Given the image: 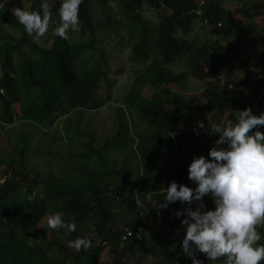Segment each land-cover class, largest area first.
<instances>
[{
  "label": "trees",
  "instance_id": "trees-1",
  "mask_svg": "<svg viewBox=\"0 0 264 264\" xmlns=\"http://www.w3.org/2000/svg\"><path fill=\"white\" fill-rule=\"evenodd\" d=\"M43 2L0 0V129L14 124V104L20 122L29 126L8 137L12 150L0 161V264H91L104 245L110 254L104 264H142L148 257V264H192L182 250L185 216L176 215L187 205L177 201L160 208L157 203L164 202L161 193L170 181L195 188L188 178L193 156L210 158L209 149L217 146L218 136L211 130H191L197 116L213 112L221 116V124L235 120V110L250 107L254 115L264 114L259 113L264 49L238 56L243 44L264 40V0H238L236 16L223 7V0H82L79 28L67 40L54 34L61 0H47L51 29L39 39L29 36L11 12L19 4L38 11ZM260 20L256 31L254 22ZM195 23L207 38H186ZM102 44L125 48L121 61L134 80L124 106L116 107L109 138L97 141L87 128L88 118L80 125L63 120L72 150L67 155L61 143L57 150L65 156L58 159L66 162L54 172L50 154L56 151L50 146L62 139L49 134L55 122L78 109L96 110L111 98L116 71ZM95 50L98 58H92ZM234 62L242 75L221 79L219 65ZM257 66L262 67L253 72ZM189 77L205 83L194 99L169 88L186 84ZM137 84L149 87V95H141ZM182 126L186 131L178 153L173 135ZM257 130L264 132V126L252 131ZM84 156L90 157L85 161ZM78 160L83 161L80 166ZM203 203L205 209L215 207L211 196ZM55 212L76 223L71 241L89 238L91 249L75 250L66 258L65 243L43 222ZM126 230L139 236L121 240ZM259 231L264 237V228ZM195 256L212 264L203 253Z\"/></svg>",
  "mask_w": 264,
  "mask_h": 264
},
{
  "label": "clouds",
  "instance_id": "clouds-1",
  "mask_svg": "<svg viewBox=\"0 0 264 264\" xmlns=\"http://www.w3.org/2000/svg\"><path fill=\"white\" fill-rule=\"evenodd\" d=\"M81 4L82 0H61L60 23L55 27V36L67 40L70 31L78 30ZM11 12L29 36L39 39L48 32L52 8L47 0L41 3L38 11L27 6H13ZM235 116V120L226 119L209 130L218 136L215 144L224 147H211L210 158L193 156L188 166V178L196 187L170 181L161 193L164 202L157 203L160 208H167L177 201L187 205L176 215L185 216L181 221L186 226L182 250L192 264H203L195 256L197 251L212 264L219 260H224V264L264 262V243H260L264 237L259 231L264 228V132L252 131L264 126V114L254 115L248 107L235 110ZM198 126L205 127L203 122ZM195 129L192 125L191 130ZM205 196H211L213 209H205ZM194 202H199L195 208L192 207ZM136 203L141 204L140 201ZM46 227L64 228L67 233L77 229L74 221L65 222L61 212L48 215ZM131 235L138 237L139 233L126 230L121 240ZM69 247L77 252L87 251L91 249L92 241L77 237L69 242Z\"/></svg>",
  "mask_w": 264,
  "mask_h": 264
},
{
  "label": "rangeland",
  "instance_id": "rangeland-1",
  "mask_svg": "<svg viewBox=\"0 0 264 264\" xmlns=\"http://www.w3.org/2000/svg\"><path fill=\"white\" fill-rule=\"evenodd\" d=\"M18 0H16L17 2ZM21 1V0H19ZM245 1V0H244ZM19 4V3H17ZM238 0H223V7L225 9L230 10L233 13V16H236L237 14L234 11L235 6H237ZM20 7L23 4H19ZM114 6V5H112ZM246 25H248L247 21H245ZM256 26V31H258L259 25L260 27L262 26V21H255L254 22ZM251 24H253V22H251ZM51 29V24H49V29L48 32H50ZM48 32L43 36L46 37L48 35ZM186 38L188 40H191V38L194 36L195 38L198 39H205L208 37L206 31L202 28H200L198 26L197 23H195L192 27V30H190V32L188 34L185 35ZM251 41V40H250ZM101 47L103 48V50H105V52L107 51V55L109 56V65H111L112 69L116 71V73H114L112 75L113 79H114V85L112 88V94H111V98L108 102H106L105 104H103L102 107L96 109V110H82V109H78L75 110V112L73 114H67L65 117L59 118L58 121L55 122L53 130H51L49 132L50 135L56 134L57 135H61L62 139L60 142H55L53 143L50 147H53V149L56 152H53V154L51 153L50 155H52L55 160L54 166L52 167V171L57 172L59 167H64V164L66 162L65 159L63 158H59L58 156H65V152H59L57 149L58 148H62L61 143L64 145L65 144V151L66 154L68 155L69 150H72V147H70V145L67 143V139L66 137H64L66 130L65 129V125L66 123L63 121L66 117L74 120L73 122H75L77 125H80L81 123H83V121L85 119L88 118L89 122L87 124V128L89 130H91L93 132L94 137H96L95 139L97 141H101L104 140V138H109L110 134H112L113 132V127H114V118L116 116V107L120 106L121 108L124 106V94L126 92L127 87H129L130 85H132V82L134 80V76L131 72H129V70L127 69V67L125 65H123L122 63V59L125 57V48L124 47H120V46H116L114 48H109V45L106 44H102ZM264 40H262V43H257L254 41H252L251 43H245L243 44L239 51H238V56L242 57L245 55H249L252 52H256L259 49H264ZM105 48V49H104ZM96 52L93 54L92 58L94 57H99V52L97 50H95ZM182 61L185 62V56L183 55L182 57ZM235 62L234 65L233 64H224V65H219V70L220 71H225V72H221L220 77L221 79L225 78L226 76L230 77V78H237L240 77L242 75V73L236 69L235 66ZM119 67V69H118ZM262 66H257L255 68H253V72H257L261 69ZM111 69V70H112ZM227 77V80L230 79ZM186 84L185 83H180V84H171L169 85V88H171L172 90H176L178 92H181L184 94V96L190 98V99H194L195 96H198L197 94L199 93V90L204 86L205 83H203L202 80H197L194 78L189 77L188 79H186ZM232 85L234 84L233 82H231ZM138 85V84H137ZM140 87V91H141V95L143 96H148L149 95V90L150 88L143 85V86H139ZM17 105L14 104V124L12 125H7V126H3L2 129H0V161H4V159L6 158L4 155L7 151L11 152L12 150V145L11 141L8 139V137L14 138L13 134L14 131L17 130L19 127H26L28 128V125H25L24 123L20 122L23 121V118H21L19 111L16 110ZM124 111L127 113V111L125 110V107L123 108ZM128 110V109H127ZM264 113V105L261 108V110L259 111V113ZM128 114V113H127ZM197 123L194 124L196 128H200L198 126L199 122H203L204 124V128H202L205 132H208L210 129H212L213 125L215 124H220L221 122V116H216L213 114V112H207L204 113L203 115L197 116ZM116 120V118H115ZM183 131H186L185 127H180V129L178 130V133H175L173 135L174 138V142L176 143V152L178 153H182L180 151V142L182 141L183 138ZM64 137V138H63ZM13 142V141H12ZM73 150H76L75 148ZM77 151V150H76ZM82 151V150H81ZM80 151V152H81ZM192 150L189 151L188 153V157H191L194 155H191ZM13 153V151H12ZM83 153V151H82ZM29 156V154H26ZM13 156H15V154H13ZM69 159L71 158L70 156H68ZM88 157H83V160L87 161ZM35 157H33L32 159H34ZM117 158V157H116ZM81 160H78V162H75L76 165L80 166L81 164ZM117 162H114V165H116ZM0 174H1V167H0ZM2 179V176L0 175V180ZM149 205L148 206H154L155 204L153 202L148 201ZM47 217L43 219V222H46ZM82 228V225H81ZM56 231V232H55ZM53 235L56 238H59L60 240H62L65 245H66V249H65V253H67L68 255L66 256V258L68 260H70L71 255L74 253L75 249L69 247V242L71 241V238L74 236V232L72 233H67L66 230H64L63 228L57 229L55 230ZM89 232V231H88ZM87 232V233H88ZM91 232H89V235L91 236ZM50 230H49V234H46V236H50ZM103 246V245H102ZM99 254L96 256V260L95 262H92L91 264H104V262L109 261V257L110 254L107 252V246L104 245L102 249L99 250ZM149 257L145 258L144 262L142 264H148L149 263Z\"/></svg>",
  "mask_w": 264,
  "mask_h": 264
}]
</instances>
